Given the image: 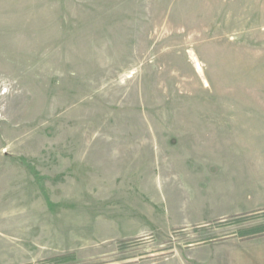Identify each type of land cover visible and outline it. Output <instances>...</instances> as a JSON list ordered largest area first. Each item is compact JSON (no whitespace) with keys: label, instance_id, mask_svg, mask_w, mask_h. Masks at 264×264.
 <instances>
[{"label":"rangeland","instance_id":"obj_1","mask_svg":"<svg viewBox=\"0 0 264 264\" xmlns=\"http://www.w3.org/2000/svg\"><path fill=\"white\" fill-rule=\"evenodd\" d=\"M0 264H264V0H0Z\"/></svg>","mask_w":264,"mask_h":264}]
</instances>
